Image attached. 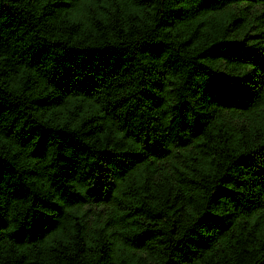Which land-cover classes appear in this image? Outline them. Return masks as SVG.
Returning <instances> with one entry per match:
<instances>
[{"label":"trees","instance_id":"16d2710c","mask_svg":"<svg viewBox=\"0 0 264 264\" xmlns=\"http://www.w3.org/2000/svg\"><path fill=\"white\" fill-rule=\"evenodd\" d=\"M0 264H264V0H0Z\"/></svg>","mask_w":264,"mask_h":264}]
</instances>
